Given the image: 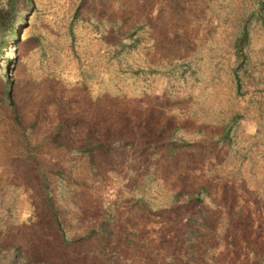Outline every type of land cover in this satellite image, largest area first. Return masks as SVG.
Returning <instances> with one entry per match:
<instances>
[{
	"label": "rangeland",
	"instance_id": "374dc122",
	"mask_svg": "<svg viewBox=\"0 0 264 264\" xmlns=\"http://www.w3.org/2000/svg\"><path fill=\"white\" fill-rule=\"evenodd\" d=\"M0 264H264V0H18Z\"/></svg>",
	"mask_w": 264,
	"mask_h": 264
},
{
	"label": "trees",
	"instance_id": "16d2710c",
	"mask_svg": "<svg viewBox=\"0 0 264 264\" xmlns=\"http://www.w3.org/2000/svg\"><path fill=\"white\" fill-rule=\"evenodd\" d=\"M18 0H1L0 22L7 21V18L16 10Z\"/></svg>",
	"mask_w": 264,
	"mask_h": 264
}]
</instances>
